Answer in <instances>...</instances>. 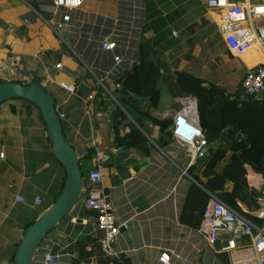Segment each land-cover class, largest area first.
Instances as JSON below:
<instances>
[{
    "label": "crops",
    "instance_id": "0c3cea01",
    "mask_svg": "<svg viewBox=\"0 0 264 264\" xmlns=\"http://www.w3.org/2000/svg\"><path fill=\"white\" fill-rule=\"evenodd\" d=\"M50 4V0H0V77L12 81L22 74L48 87L82 170L87 175L92 168L100 169L101 180L87 179V186L84 180L80 198L91 190L103 191L117 221L124 223L114 242L119 256L113 261L161 264L159 254L172 247L176 251L172 264H230V254L221 250L227 235L220 234L212 246L201 223L193 224L185 214L192 184L201 185L196 176L204 161L191 160L171 134L176 110L196 103L198 113V99L184 96L174 85L181 72L200 78L204 86L213 83L231 96L242 90L248 69L264 65L262 49L253 42L239 54L230 50L220 30L222 11L208 9L201 0H116L112 15L93 10L85 0L63 25L62 38L45 22L52 18ZM111 33L116 34L117 47L102 50L101 41ZM141 45L155 52L163 74L159 95L152 101L135 93L122 94L114 76L106 73L114 65L120 66L122 74L134 68ZM115 56H120L119 64ZM6 74L11 78L2 76ZM98 79L111 93L101 88ZM60 82L73 84L75 91H67ZM127 100L134 103L131 112L123 105ZM21 106L24 110L15 109L11 116L9 105H0V264H14L25 229L52 205L65 181L44 122L26 104ZM198 119L200 124L199 113ZM156 121L162 122L161 128ZM133 128L144 136L146 149L116 148L114 137L124 138ZM90 147L95 151L92 158H83ZM120 150L127 153L121 164L130 176L112 185L111 160ZM245 170L248 185L255 191L249 194L248 206L239 204L255 216L263 203L264 175L249 165ZM17 194L24 197L23 202H15ZM95 215L77 203L48 233L33 264H44L46 253L55 255L51 264L109 262L98 243ZM246 241L243 238L238 244ZM81 242L85 249L80 259L77 245Z\"/></svg>",
    "mask_w": 264,
    "mask_h": 264
},
{
    "label": "trees",
    "instance_id": "16d2710c",
    "mask_svg": "<svg viewBox=\"0 0 264 264\" xmlns=\"http://www.w3.org/2000/svg\"><path fill=\"white\" fill-rule=\"evenodd\" d=\"M176 75L175 88L184 96L192 95L198 99L200 124L208 144L218 142V145L204 161L200 175L196 176L201 185L192 184L191 186L185 214L193 221V224L199 225L210 194H213L235 211L256 222L258 219L244 211L239 203L248 206L250 204L249 194L251 191H255L248 185L245 165H249L253 170L264 175V98L246 100L243 89L230 96L213 83L204 86L201 79L196 76L183 75L181 72H177ZM162 76L155 52L141 45L138 64L124 74H115L114 80L121 84L117 90L122 94L135 93L152 101L159 95V80ZM4 81L7 80L0 77V82ZM12 81L39 84L37 78L26 82L23 80ZM45 90L48 91V89ZM133 104L132 100L123 103L129 112L132 111ZM156 123L161 128L162 122L156 121ZM62 129L67 139L64 121ZM114 141L116 148L146 149L145 138L136 128L131 129L124 138L115 136ZM94 153V149L90 147L87 149V154L82 157L91 159ZM227 155V162L219 170V164L226 159ZM202 177L205 180H202ZM87 179L88 174L85 186L90 183ZM194 211H197V215H192ZM77 249L79 258H82L85 243H79Z\"/></svg>",
    "mask_w": 264,
    "mask_h": 264
},
{
    "label": "built area",
    "instance_id": "2783aa9c",
    "mask_svg": "<svg viewBox=\"0 0 264 264\" xmlns=\"http://www.w3.org/2000/svg\"><path fill=\"white\" fill-rule=\"evenodd\" d=\"M85 0H50V9L52 18L45 22L61 38L63 25L70 21L71 14L83 6ZM208 9H218L222 11L220 30L229 49L239 54L246 50L251 43L256 42L264 52V0L246 3L244 0H201ZM57 16H61L57 21ZM102 50L113 51L117 47L116 34L103 38L100 43ZM115 63L119 64L120 56L114 57ZM57 68L62 69L61 63ZM120 66L114 65L106 73L111 76L120 72ZM97 77V73L91 71ZM101 88L108 93L109 89L98 79ZM120 87V83H115ZM60 86L67 91L74 92L73 84L60 82ZM241 87L246 95H256L264 92V65H257L247 70ZM194 103L196 120L199 123L198 113ZM60 117L63 114L59 115ZM200 135L195 137L192 142L185 143L187 155L191 160L202 159L206 156L209 144L205 137L203 129H199ZM176 140V139H175ZM177 141V140H176ZM178 142V141H177ZM179 143V142H178ZM180 144V143H179ZM181 145V144H180ZM3 155L0 153V156ZM263 175V173H260ZM246 179L248 174L245 175ZM102 174L100 169L92 168L88 173V180L97 183L101 180ZM263 203L255 211V217L260 223L254 222L241 213L235 211L221 199L210 194V199L204 209L200 229L203 231L206 241L210 245L218 240L220 234H226L227 239L221 250L230 254V264H264V187L261 191ZM36 203H40V198L36 197ZM24 197L21 194L15 196V202H23ZM81 207L90 209L96 213V228L99 232L98 243L104 257L110 261L106 264H115L113 261L119 254L115 250L114 242L120 234L123 222H118L117 217L108 196L102 191L91 190L86 197L79 198L78 202ZM247 238L244 243L238 244V241ZM239 251V255H234ZM176 251L172 247L165 248L158 256L161 264H172V256ZM55 261V255L46 253L43 263L51 264Z\"/></svg>",
    "mask_w": 264,
    "mask_h": 264
},
{
    "label": "water",
    "instance_id": "95a60500",
    "mask_svg": "<svg viewBox=\"0 0 264 264\" xmlns=\"http://www.w3.org/2000/svg\"><path fill=\"white\" fill-rule=\"evenodd\" d=\"M244 97L246 100L262 99L264 92ZM10 98L27 100L37 107L46 127L52 153L65 170V181L61 192L52 205L27 226L16 247L14 264H33L34 256L48 233L77 204L83 190L84 175L78 154L63 133L62 122L53 96L36 82L26 84L19 81L0 82V105ZM12 111H15V107H12ZM217 144L208 148L206 156L198 164L206 160ZM126 157L127 153L120 150L111 160L114 172L109 178L112 185H117L130 176L129 170L123 168L121 164Z\"/></svg>",
    "mask_w": 264,
    "mask_h": 264
},
{
    "label": "clouds",
    "instance_id": "9594fccd",
    "mask_svg": "<svg viewBox=\"0 0 264 264\" xmlns=\"http://www.w3.org/2000/svg\"><path fill=\"white\" fill-rule=\"evenodd\" d=\"M172 121L171 134L181 145L192 142L195 137L200 135L201 125L196 120L193 106L183 105L176 110Z\"/></svg>",
    "mask_w": 264,
    "mask_h": 264
},
{
    "label": "rangeland",
    "instance_id": "374dc122",
    "mask_svg": "<svg viewBox=\"0 0 264 264\" xmlns=\"http://www.w3.org/2000/svg\"><path fill=\"white\" fill-rule=\"evenodd\" d=\"M88 1V3L91 5V7H92V9L93 10H99V11H101V12H104V13H107V14H109V15H112V14H114L115 13V10H116V0H87ZM2 76H4V77H6V78H11V76L10 75H8V74H6V75H2ZM12 77H13V75H12ZM30 79V78H29ZM29 79L27 78V76H23L22 74H20L19 76H18V79L17 80H23V81H29ZM39 81V80H38ZM39 84H40V82H39ZM41 85V84H40ZM48 87H44V89H47ZM47 91V90H46ZM23 102V104H26L28 107H30L32 110H34V112H35V114H36V116H38L39 118H40V121L43 123V121H42V118H41V115H40V112H39V110L37 109V107L36 106H34V104L33 103H31V102H29V101H27V100H22V99H17V98H10V99H8V101H6V102H4L3 103V106H7V108H8V105H9V110H8V112H9V114L11 115V116H14V112L12 111V107H15V109H16V111L18 112L19 110H24V109H22V106H21V103ZM19 109V110H18ZM18 114V113H17ZM44 124V123H43ZM47 141L49 142V140L47 139ZM182 146V145H181ZM182 147H184L185 148V146H182ZM83 175H84V180H86V178H87V175H86V173L84 174V171H83ZM46 211V210H45ZM44 211V212H45ZM43 212V213H44ZM41 215V214H40ZM39 215V216H40ZM38 216V217H39ZM37 217V218H38ZM36 218V219H37ZM35 219V220H36ZM10 219H8L7 221H9Z\"/></svg>",
    "mask_w": 264,
    "mask_h": 264
},
{
    "label": "bare ground",
    "instance_id": "6f19581e",
    "mask_svg": "<svg viewBox=\"0 0 264 264\" xmlns=\"http://www.w3.org/2000/svg\"><path fill=\"white\" fill-rule=\"evenodd\" d=\"M194 107V106H193Z\"/></svg>",
    "mask_w": 264,
    "mask_h": 264
}]
</instances>
